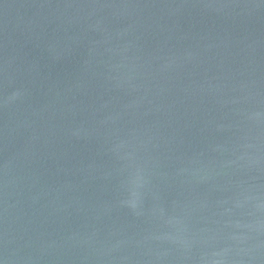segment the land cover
I'll use <instances>...</instances> for the list:
<instances>
[{"label":"water","instance_id":"95a60500","mask_svg":"<svg viewBox=\"0 0 264 264\" xmlns=\"http://www.w3.org/2000/svg\"><path fill=\"white\" fill-rule=\"evenodd\" d=\"M0 264H264V0H0Z\"/></svg>","mask_w":264,"mask_h":264}]
</instances>
